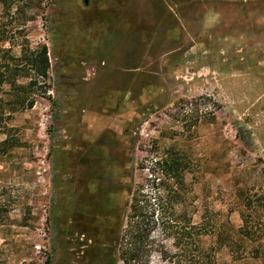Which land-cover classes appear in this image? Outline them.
<instances>
[{
    "label": "rangeland",
    "instance_id": "374dc122",
    "mask_svg": "<svg viewBox=\"0 0 264 264\" xmlns=\"http://www.w3.org/2000/svg\"><path fill=\"white\" fill-rule=\"evenodd\" d=\"M39 1L25 24L1 18L46 45L49 69L29 108L0 92V264H120L131 196L169 152L185 163L176 215L204 231L207 264H264V0H88L74 31L62 4L82 0ZM152 197L130 264H192Z\"/></svg>",
    "mask_w": 264,
    "mask_h": 264
},
{
    "label": "trees",
    "instance_id": "16d2710c",
    "mask_svg": "<svg viewBox=\"0 0 264 264\" xmlns=\"http://www.w3.org/2000/svg\"><path fill=\"white\" fill-rule=\"evenodd\" d=\"M34 3L39 5V0H0V59L6 60V62H0V92H2L3 86H7L8 95L6 102L8 105L21 106L22 108H29L33 105L34 99L31 97L33 86L36 85L35 77L45 79L48 74L49 60L47 47L43 43H38L34 47H31L26 39L15 41L16 36L14 33L6 29V24L1 22V18H9V23L15 15L21 14L23 17V24L26 22V10H30L35 7ZM23 30V29H22ZM25 35H21V38ZM4 44H8L5 46ZM18 47L17 54L12 52L13 47ZM21 78L28 79L27 83L20 81ZM45 93L47 86L42 84L39 86ZM4 99L0 94V112L2 111V104ZM157 167V173H153V176L148 181V187L150 192H143V188L140 187L131 196V205L129 213L127 215V236L129 237L128 243L125 245V250L121 251L120 264H130L135 259V248L133 247L134 241L140 240L143 236H149L152 230V226L149 221L144 223V209L140 202L143 198H149L151 194L153 199L157 203L170 202L171 218L162 219L160 215V222L162 223V230L167 232V236L178 237L184 234L183 239L177 246V254L179 257L186 255L190 256L192 264H207L209 255L206 254L205 249L200 244V236L204 234V231L197 226L190 223V221H182L178 219L174 206L179 204V200L183 197L181 195L180 188L177 185H181L183 180L181 178L185 171V163L183 158L179 157L177 153L169 152L164 157L155 161ZM154 172V171H153ZM176 182V183H175ZM174 183L176 185H174ZM152 208V213H154ZM116 240L123 223V215L116 213ZM243 219V225L239 228V231L243 236L247 238H253L254 232L248 227V221L241 213ZM153 224V223H152ZM188 231H185L187 230ZM185 239H189L185 241Z\"/></svg>",
    "mask_w": 264,
    "mask_h": 264
},
{
    "label": "flooded vegetation",
    "instance_id": "af4514ba",
    "mask_svg": "<svg viewBox=\"0 0 264 264\" xmlns=\"http://www.w3.org/2000/svg\"><path fill=\"white\" fill-rule=\"evenodd\" d=\"M81 3H82V5H81ZM87 5H88V0H82V2L81 1L79 2L78 1L75 4H71V3H68V2L65 3V4L63 3L62 6L64 7V11H63L64 14H62V20H63L62 26L64 25V23H66L68 21L67 22V25H69V27H70V29H72V31H74V29H77V26L79 25V19H80V16H81L79 10L80 9L83 10ZM68 9L71 10V11H75V13L78 14V18L72 17L71 19H67L66 18V11ZM112 13H113V9L110 8L109 14L111 15ZM112 23L113 22H111V20H109L107 23L103 22L102 25H104V26L105 25L110 26V25H112ZM65 32H67V31H65ZM74 44H75V42H74ZM74 44H72L70 46L72 47Z\"/></svg>",
    "mask_w": 264,
    "mask_h": 264
}]
</instances>
